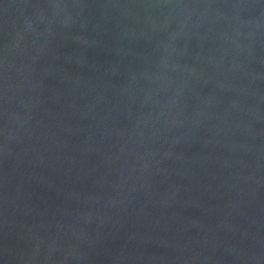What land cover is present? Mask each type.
Segmentation results:
<instances>
[{"label":"water","instance_id":"95a60500","mask_svg":"<svg viewBox=\"0 0 264 264\" xmlns=\"http://www.w3.org/2000/svg\"><path fill=\"white\" fill-rule=\"evenodd\" d=\"M0 264H264V0H0Z\"/></svg>","mask_w":264,"mask_h":264}]
</instances>
